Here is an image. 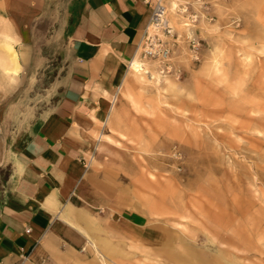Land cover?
Returning <instances> with one entry per match:
<instances>
[{
	"label": "rangeland",
	"instance_id": "rangeland-1",
	"mask_svg": "<svg viewBox=\"0 0 264 264\" xmlns=\"http://www.w3.org/2000/svg\"><path fill=\"white\" fill-rule=\"evenodd\" d=\"M176 1L169 67L139 54L149 72L121 94L119 152L151 212L140 260L128 245L120 264H264V0ZM16 42L13 72L0 37V204L57 62L27 69Z\"/></svg>",
	"mask_w": 264,
	"mask_h": 264
},
{
	"label": "crops",
	"instance_id": "crops-1",
	"mask_svg": "<svg viewBox=\"0 0 264 264\" xmlns=\"http://www.w3.org/2000/svg\"><path fill=\"white\" fill-rule=\"evenodd\" d=\"M155 2L0 0V37H15L27 69L57 59L50 99L13 143L0 264H120V254L142 245L151 209L143 208L115 131Z\"/></svg>",
	"mask_w": 264,
	"mask_h": 264
},
{
	"label": "built area",
	"instance_id": "built-area-1",
	"mask_svg": "<svg viewBox=\"0 0 264 264\" xmlns=\"http://www.w3.org/2000/svg\"><path fill=\"white\" fill-rule=\"evenodd\" d=\"M171 32L172 27L168 19V8L164 0H156L150 22L137 45L135 56L139 53L142 58L152 59L158 61L164 67H169L171 47H169L163 35Z\"/></svg>",
	"mask_w": 264,
	"mask_h": 264
},
{
	"label": "bare ground",
	"instance_id": "bare-ground-1",
	"mask_svg": "<svg viewBox=\"0 0 264 264\" xmlns=\"http://www.w3.org/2000/svg\"><path fill=\"white\" fill-rule=\"evenodd\" d=\"M171 6H172V9L175 10L176 6H177V1L172 0ZM12 39H13V37L10 34H5L6 45H7V48L9 50L10 54H11L12 68L8 67L6 64H4V66H5L6 70H8V71L12 69L13 72H17L19 69L18 53L16 52V50L12 44ZM138 55L131 61L130 69H132L136 73V75L139 74L142 77H144L145 73L149 72V70L147 68H145V64L139 59Z\"/></svg>",
	"mask_w": 264,
	"mask_h": 264
}]
</instances>
